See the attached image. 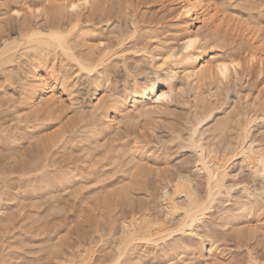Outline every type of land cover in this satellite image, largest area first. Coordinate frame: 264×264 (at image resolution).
I'll return each mask as SVG.
<instances>
[{"label":"rangeland","instance_id":"obj_1","mask_svg":"<svg viewBox=\"0 0 264 264\" xmlns=\"http://www.w3.org/2000/svg\"><path fill=\"white\" fill-rule=\"evenodd\" d=\"M102 1L99 10L88 6L82 7L77 13H71L69 9H65L58 16L48 8L61 5L65 0L44 1V10L37 11V15L24 10H20L19 15L15 14L13 8L22 7L25 0H0V46L5 40L19 38L21 32L27 29H44L47 25L58 23L68 24L78 14L81 22L73 32L77 31L78 34L79 30L88 35L91 45L99 47V50L94 49L95 56L99 54L100 47H107L105 64L90 72L80 70L69 56L59 51L52 53L57 65V76L62 82L61 88L56 92L57 107L49 111L40 105L36 116L24 105H20L18 99L21 85L19 77L27 69L26 62L24 59H16L17 61L8 65L9 69H16L18 74H13L10 80L4 79L0 74V124L12 129L5 135L6 138L13 139L19 134L21 138L17 143L9 145V140L4 136L7 141H3V135H0V164L7 161L9 155L16 156L18 161L13 163L16 170L20 164L28 166L30 161L47 154L44 150L47 151L48 147L46 149V146L41 145L44 150L40 145L37 147L39 142L37 144V139L31 138V133L27 134L30 131L23 129L24 126H32L36 129L32 131L41 132L39 137L52 135V132H57L58 135L55 136H64L61 140L68 143L67 146L62 141L54 151L49 150L51 154L47 155L55 152L52 157L55 166L51 170L64 169L68 165L80 174L72 181V186L77 185L74 191L62 190L60 187L48 189L51 177L48 185L45 183V189H39V183L32 188L21 184L20 187H23L19 188V206L14 209V213L17 218L25 215L29 225L32 224L31 220H35L30 225L32 227L27 226L29 228L26 233L30 238L35 237L34 231H37L39 237L57 236L61 239L58 241H70L75 246V251H80L84 246L88 250L89 247L88 251L93 257L100 255L101 261L98 264H109L108 254L115 248V241L122 230V220L129 222L128 220L132 221L136 217L141 219L146 214L151 219L168 220L167 225L171 228L177 227L182 212L175 211L172 218L164 216L169 209L165 208L163 191L171 193L173 190L168 179L184 172L191 177L190 185L196 192L204 194V177L196 168V152L189 146L188 140L196 118L206 115L204 111L209 112V115L197 125V129L202 132L206 144L214 142L220 148L228 143L234 144L242 136L244 128H247L248 142H253L256 148H264V71L243 64L242 68L233 70L226 80L214 75L203 80L198 88L189 85L180 73L172 81V95L160 109L151 110L147 115L125 116L115 129L102 131L99 125L103 122L100 119L96 123L99 129L92 124L100 116L98 114H101L100 111L92 112L95 96L103 100L109 99L123 90L126 84H131L134 77L142 81L145 74H151L154 70L150 54L155 52L152 45L155 39L148 38L149 28H157L164 44L173 45L177 52H180L182 45V41L173 32L172 23L175 19L164 13L162 0ZM218 7L227 18L244 20L252 17L262 26L261 33L264 34V0H225V4L218 3ZM73 32L70 40L77 38L74 36L77 34ZM227 32L221 41L214 42L215 51H232L233 56H239L237 53L240 51L243 56L244 48L239 39L241 36L236 35V31V34ZM118 35L123 37V42L118 43ZM85 49L78 45L73 51L76 55H83ZM153 61L156 59L153 58ZM3 95L6 98L1 97ZM7 106L11 110L18 106L22 119L19 120L14 114L17 109L8 111ZM15 125L19 127L16 128ZM62 144L67 150L64 145L63 149L60 148ZM121 145L124 147L121 148ZM123 149L129 152L126 156L133 153L140 159L138 168L142 167L143 174H139L141 179L138 182L128 180L125 175L132 164H125L127 157ZM120 155H123V159L119 161ZM112 160H118L117 164L114 161L112 163ZM228 173L225 187L229 190L223 188L222 193L216 196L196 230L198 234L188 236L171 229L175 233L169 234L167 242H160V246L139 242L137 256L124 257L121 264H253L254 259L258 261L257 264H263L264 167L259 172H254L246 161L235 158L229 165ZM16 176L11 175L15 179L11 178L12 187H17ZM51 182L54 183L53 180ZM122 186L128 188L126 196L116 193V189ZM33 190L36 192L33 193ZM49 190L55 192L49 193ZM32 202L35 203V208L37 206V211ZM30 209L32 211L29 212ZM37 212L40 214L36 215ZM176 243L180 246L177 249ZM180 243H187L188 247H182ZM162 244H166L168 252L161 249ZM167 244L170 246L167 247ZM173 245V249L170 248ZM210 246L213 248L211 251ZM38 254L45 253L43 251Z\"/></svg>","mask_w":264,"mask_h":264},{"label":"bare ground","instance_id":"obj_2","mask_svg":"<svg viewBox=\"0 0 264 264\" xmlns=\"http://www.w3.org/2000/svg\"><path fill=\"white\" fill-rule=\"evenodd\" d=\"M44 1L46 0H25L23 5H21L22 7L13 8V11L19 13L20 10H24L27 13L37 15V9H39V11L44 10ZM102 2V0H65V3L48 9L55 15L61 16L62 11L65 9H69L71 13H77L82 7L86 8L88 6H91L94 10H99L103 4ZM218 3L224 5L225 0H162L164 13H166V15L168 14L167 17L171 16L175 19L172 23L174 26L173 32L178 36V40L182 41L180 52H177L173 45H165L164 39L160 37L159 30L150 27L148 38L155 39V42L152 43L155 52L150 54L152 67L154 69L153 72L151 74H145L142 81H138L134 77L131 84H126L123 90L118 91L109 99L103 100L95 96L92 102V112L95 113L100 111L101 114H98L100 115L98 116L99 118H95L92 124L96 125L97 121L100 119L103 122L101 126L99 125L100 130L111 131L119 125L121 118L125 116L128 118L130 115V117L142 116L147 115L151 110L160 109L164 102L172 95L174 91L172 81L180 73H182L189 85L191 84L198 88L203 80L209 79L214 75L226 80L233 70L236 71L237 67L242 68L243 64L258 67L259 71H264V34L261 33L262 26L252 19V17L249 19H247V17L244 20L236 17L227 18L223 14V10L218 7ZM73 4L77 5L75 10L72 8ZM76 17L77 18L70 20L68 24L58 23L47 25L44 29L34 27L30 30L27 29L25 32H21L19 38L5 40L0 46V74L4 79L10 80L13 74H18L16 69L13 70L10 68V70L8 68V65L12 61L24 59L26 62L27 69L21 74V77H19L21 85L18 99L20 105H24L34 116L40 111V105L49 111L57 107L58 99L56 97V92L62 85V82L57 76V65L53 60L55 58L54 54L57 51L69 56L82 71L90 72L94 68L98 69L99 66L104 65L106 62V46L103 45L100 47V52L98 51L99 54L95 56L94 49H98L99 47L96 45L93 46V44L91 45L86 33L82 34L79 30L78 34L76 33L77 31L73 32L75 27L81 22L78 14ZM227 31H232L234 33L236 31L237 34H235L241 36L239 39H241V46L244 48L243 56L242 54L240 55V51L237 53L239 56H233L234 52L232 51L229 53H218L215 51L214 42L221 41L222 36H224ZM72 32L77 34L74 35L77 36L74 40H70V35H73ZM121 35H118V43H121V41L123 42V37H120ZM71 41L77 43L74 44ZM188 41H193L191 46H189ZM78 45L86 48L83 55L81 53L78 55L74 53L73 49ZM160 49H164V51ZM153 58H155L156 61L152 62ZM1 97L5 96L3 95ZM11 106L9 105V107ZM14 108L15 106L12 110L9 108L7 110L13 111ZM14 111L15 113H13L16 114L17 118L20 120L21 116L18 109ZM208 113L204 111L206 115L196 116V123L193 124L194 126H192L193 128L188 138L189 146L196 152V168L204 177V194L199 195V193L196 192L190 185L191 177L184 174V172L178 173V175L173 178L174 180L172 178L168 179L173 185V190L171 193L167 190L163 191L164 200L166 202L164 203L166 204L165 208L169 209L167 210L168 212L166 211L167 213H165L167 215L164 216L172 218L175 211L177 213L182 212L181 219L176 225L177 227L171 228L168 226L169 223L166 222L168 220L159 218L151 219L147 217L145 213V215L142 214L143 216L141 219H137L138 217H136L133 218L132 221L128 220L129 222H127V220L126 222L122 220V230L117 237V241H115V248H112L113 250L108 254L110 257L108 260L109 264H121L124 257H136L137 245L139 242L160 246L161 244L159 243H164V241L167 242L166 238L170 237L169 234L174 231H181L188 236H192L194 233L198 234L196 230L200 227L203 218L212 207L216 196L222 193L223 188L229 190L225 187V181L229 174V165L235 158H241L246 161V164L254 172H259L260 169L264 167V148H256L253 142H248L247 128H244L242 136L234 144L228 143L221 148L214 142L206 144L203 141L202 132L197 129V125L209 115ZM49 115L50 117L52 116L51 113ZM17 127L19 126H16V128ZM96 127L94 126L93 128L95 129ZM99 127L97 128L99 129ZM23 129L30 131L27 133L24 130L27 134L31 133L30 136L32 139H37V144L39 142L38 145L36 144L37 147L39 145L46 146V149L48 147L47 152L44 150L45 148L41 146L47 154H51L49 150L58 147L63 141L61 139L64 137L55 136L57 132H52V135L46 134V136L41 135L39 137L41 132L37 133L32 131L36 130L34 127L24 126ZM10 130L9 126L7 128L6 125L3 127L0 124V135H3V141L9 140V145L17 143L21 138V136H19L20 134L18 137H14V135L17 136L18 134L14 129L13 131L17 133L14 134L12 132L14 135H11H13L14 138H6ZM19 130L23 131L22 129ZM60 132L62 134V131ZM94 132L95 131H93V133ZM4 136L7 140H4ZM64 144H62V146L60 145V148H62ZM67 144L65 145L67 146ZM122 147L124 146L121 145V148ZM65 149L62 150L63 153ZM53 151V154L49 155L51 158L47 154L44 156L39 155L41 156L39 158L36 156L37 159L30 161L28 166L20 164L19 169L16 170L13 166V163L18 161L16 156L9 155V157H7L8 160L0 164V264H98L100 263L99 261H101L100 255L96 258L92 256L91 252L89 253V247L88 250H86L84 246L80 251L78 249V251H75V246L70 243V241L67 243L58 241L61 239L57 236L39 237L37 236V231H34L35 237L31 236L33 238H30V235L28 236V233H26V230L29 228L27 227L29 223H26V221L28 222V220H26L27 218L25 215H22L24 217L17 218L14 213V209L19 206L18 197L21 194L20 189L23 187H20L21 184L32 188L39 183L38 187L41 189L44 185L45 187L46 184L48 185V179L51 177L50 179L53 180L54 183L52 184L49 179L48 189L50 190H52L51 188L53 187H60L62 190L71 189L70 191H72L74 187L77 186H72V181L79 173L75 172L72 168L71 170L68 165L64 169L54 168L51 170V168L55 166L54 160L52 159L55 154ZM123 151L125 156L129 153L125 149H123ZM121 152L117 153V155ZM124 153L122 154L124 155ZM91 154L90 152V156L93 155ZM122 156L120 155L121 158L119 157V161L123 159ZM87 157H89V155H87ZM126 157L127 160L125 164L130 163L132 165L128 168L129 170L126 171L124 169L126 171L125 175L128 177V180L138 182L139 179H141L139 174H143V170H141L142 167H139L141 171L138 170L140 159L138 160V157L133 153ZM51 161H53V164ZM113 161L114 160H112V163ZM117 161L115 160L114 163L117 164ZM12 174L17 175L15 183L17 187H12ZM35 180H38V182H35ZM82 183L80 182V184ZM50 184H52V187H50ZM126 188L122 186L120 189H116L117 195L126 196L128 194V188ZM50 190L48 191L49 193L55 192ZM35 192L36 191L33 193ZM180 197L182 198L179 199ZM32 200L34 201L36 198ZM36 208L34 203V209L36 210ZM30 211L32 210L30 209L29 212ZM39 214L40 213L37 212L36 215ZM40 216L42 217V214ZM32 218L34 219V217ZM31 221L32 224H34L33 222L35 220ZM31 221L29 222L31 223ZM170 244H167V247L168 245L170 246ZM180 244L181 246L183 245L182 247H188L187 243ZM175 245L170 248L173 249L175 246L177 249L180 247L177 246V243ZM162 248L165 250L166 244H162L161 249ZM209 249L211 251L213 248L211 249L210 246ZM166 250L168 252V248ZM43 251L45 254H38ZM167 252H165V254H167ZM103 260L104 259H102V261ZM252 262L253 264H257L258 261L254 259Z\"/></svg>","mask_w":264,"mask_h":264},{"label":"snow or ice","instance_id":"obj_3","mask_svg":"<svg viewBox=\"0 0 264 264\" xmlns=\"http://www.w3.org/2000/svg\"><path fill=\"white\" fill-rule=\"evenodd\" d=\"M77 7V5L76 4H73L72 5V8H73V10H75V8ZM37 11H39V9H37ZM16 15H19V13L17 12V13H15ZM193 43V41H188V44H189V46H191V44ZM166 98V97H165Z\"/></svg>","mask_w":264,"mask_h":264}]
</instances>
